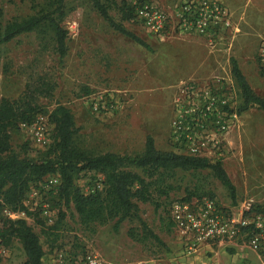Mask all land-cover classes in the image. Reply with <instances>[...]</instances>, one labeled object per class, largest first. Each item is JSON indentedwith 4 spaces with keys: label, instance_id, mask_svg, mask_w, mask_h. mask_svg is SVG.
Returning <instances> with one entry per match:
<instances>
[{
    "label": "rangeland",
    "instance_id": "1",
    "mask_svg": "<svg viewBox=\"0 0 264 264\" xmlns=\"http://www.w3.org/2000/svg\"><path fill=\"white\" fill-rule=\"evenodd\" d=\"M113 1L117 7L122 2L136 7L144 2L166 5L174 0ZM223 1L229 5L227 7L239 28L232 41L229 38L219 39L211 50L198 37L178 39L167 35L158 38L130 21L123 23L125 29L148 45L149 50H146L110 30L86 0H65L66 13L61 21V26L67 31L65 56L59 61L50 42L35 33L19 35L0 45V99H16L37 72L46 71L53 77L55 88L51 99L40 100L42 110L39 115L46 117L56 104L68 108L75 126L79 128L75 142L87 153L138 154L142 151L146 135H157L160 139L158 144H162V136H165L163 149H168L171 89L175 83L187 79L177 77L175 73L169 74L172 62L167 51L173 44L192 46L191 61L201 60L203 71L209 69L210 64L215 65L212 76L197 82L203 84L215 77L222 78L225 84L229 83L233 88L236 109L240 104V95L230 76L229 58L234 59L252 91L264 100V68L260 66L259 53L264 41L258 35H255L256 40L252 38L253 41L244 36L245 33H253L252 26L257 20L254 16L247 18L245 13L243 15L242 7H235L245 0ZM42 3L43 0H0L1 20L8 22L25 18L42 8ZM108 13L116 22L119 21L116 7H110ZM112 89L126 91L127 99L119 100L115 112L90 114L83 100L98 94L106 97ZM85 90L88 95H84ZM26 137L18 128L11 131V152L20 158H40L42 152ZM212 152L210 160L220 161L233 186L234 200L207 170H177L166 182L170 190L165 196L153 194L150 203L136 202V215L144 227L137 218H130L121 222L115 230L112 228L113 221L89 229L77 223L71 206L65 209L61 204L56 206L50 202L49 212L54 221L59 209L64 212L58 238L50 250L40 234L41 226L47 225L35 212L28 209L31 214H23L18 219H23L38 236L43 250L41 264H57L58 254L72 257L85 251L97 253L103 264H264V253L248 249L243 245V238L233 246L216 247L220 248L217 254L201 253L190 260L186 259L192 257L183 259L180 255V244L169 226L166 208L172 200L184 197L187 190L210 193L226 211H233L241 202L249 201L253 206L264 201V113L255 107L239 113L237 127ZM101 181L100 175L85 172L74 183L83 194H88L94 188H99ZM38 189L37 185L31 190ZM46 194L44 198L48 199ZM3 212L0 219L4 216ZM145 231L154 234L163 246L149 237L144 239L142 236V240L134 241L129 236V233L145 235ZM24 259L16 240H11L7 246L0 243V264H22Z\"/></svg>",
    "mask_w": 264,
    "mask_h": 264
},
{
    "label": "trees",
    "instance_id": "2",
    "mask_svg": "<svg viewBox=\"0 0 264 264\" xmlns=\"http://www.w3.org/2000/svg\"><path fill=\"white\" fill-rule=\"evenodd\" d=\"M86 1L110 30L149 50L145 42L123 26V23L130 21L141 28L134 18L135 5L122 2L117 7L113 0ZM112 6L118 11L117 22L108 13ZM65 10V0H43L42 8L25 18L3 22L0 13V45L19 35L35 33L50 42L53 53L61 61L67 50V31L61 26ZM229 65L230 76L240 95V104L236 112L239 114L250 107H255L264 113V100L252 91L233 58H229ZM37 73L25 84L19 97L14 100L0 99V213L7 211L30 215L22 202L27 193L48 176H57L59 184L54 193L47 192L48 199L44 198V193L40 195V200L56 206L61 204L65 209L71 206L77 223L89 229L113 221L112 228L115 230L124 220L138 219L136 202L150 203L153 194L165 196L170 190V185L166 182L177 170L182 172L207 170L229 192L230 199L234 200L233 186L219 160L211 161L203 157L174 153L169 143L168 149L158 150L149 135L145 136L142 151L138 154L87 153L75 142L79 128L75 126L71 111L60 104H56L46 115L49 144L45 149L36 147L42 152V156L37 159L18 157L10 149V132L20 129L21 123L32 122L34 117L41 113L40 100L51 99L55 88L54 79L49 72ZM84 95H88L86 90ZM87 108L89 109L88 106ZM88 112L93 114L90 109ZM26 139L32 144L28 137ZM85 172H93L102 177L100 187L94 188L88 194H83L74 183L78 176ZM191 199L215 201L210 193L200 194L196 189L187 190L184 197L172 201ZM215 203L218 204L216 201ZM169 204L166 208L167 218ZM252 211L264 217V201L253 205ZM33 212L38 216L37 211ZM56 216L52 225L41 226L40 231L50 250L58 238L64 212L59 209ZM138 221L140 222L139 219ZM140 224L144 227L143 223ZM129 236L134 241L149 237L163 246L149 231H145V235L136 236L129 233ZM13 239L19 243L24 255L22 264H41L43 250L38 236L23 219L10 220L3 216L0 219V243L7 246Z\"/></svg>",
    "mask_w": 264,
    "mask_h": 264
},
{
    "label": "built area",
    "instance_id": "3",
    "mask_svg": "<svg viewBox=\"0 0 264 264\" xmlns=\"http://www.w3.org/2000/svg\"><path fill=\"white\" fill-rule=\"evenodd\" d=\"M134 18L150 35L178 39L198 37L211 50L217 40L229 38L232 41L239 32L231 10L218 0H174L166 5L144 2L135 7ZM259 53L260 66L264 68V44ZM171 90L167 140L172 152L210 160L213 149L239 121L233 88L222 78L215 77L203 84L183 79ZM126 93L112 89L106 97L89 96L84 102L94 115H103L117 110L119 100L127 99ZM19 128L35 147L48 146L46 117L36 115L32 122L19 124ZM58 184L57 176H48L38 185L39 189L30 190L22 202L26 209L37 211L47 226L52 225L53 217L40 195L41 192L54 193ZM3 213L10 220L23 215ZM168 219L174 238L180 244L181 256L191 257L203 248L233 246L242 238L248 249L264 252V217L252 211L249 201L239 203L233 211H226L211 199L176 200L168 206ZM57 259V264H103L93 251L72 257L58 254Z\"/></svg>",
    "mask_w": 264,
    "mask_h": 264
},
{
    "label": "crops",
    "instance_id": "4",
    "mask_svg": "<svg viewBox=\"0 0 264 264\" xmlns=\"http://www.w3.org/2000/svg\"><path fill=\"white\" fill-rule=\"evenodd\" d=\"M218 1L222 2L224 5L229 7V5L225 1H223V0H218ZM235 7L236 8L242 7V9H243L242 14L243 15L245 13L247 18H248V16H252V18L254 16V19L257 20V22L252 26L253 33H251V34L245 33L244 34V36H246L245 38L247 40H252V38H254L256 40L255 35H258L260 37V39L262 41H264L263 40V38H264V0H245V2H243L240 5H235ZM242 23H243V21H242ZM259 51H260V49H259ZM167 52L170 55V57H171L170 60L172 62L171 65L169 66V69L171 70V73H169V74H171V75H172V73H175L177 77L179 76L181 78L193 79L195 81H198V80L203 81V80L207 79L208 77L212 76L213 71L216 70L215 65L210 64L211 69L209 68L206 71H203L202 68H204V67L202 65L203 62L201 60L200 61H196V60L191 61L193 59V56L191 58V55L193 54V47L190 46L189 44H185V43L173 44L168 49ZM185 63H187L186 66H185ZM149 136L152 138L154 146L156 149L162 150V151L166 150V149H163L165 147V136H162V138H164L162 140V144H158L160 139L157 135H155V136L149 135ZM157 145H159L160 147H158ZM219 249L220 248H211V249L203 248L199 253H197L196 255H193L194 257L191 256L192 258H189L186 260L193 259L201 253H203V254H214V253L217 254ZM182 258L185 259L186 257L183 256ZM212 259H213V256H212Z\"/></svg>",
    "mask_w": 264,
    "mask_h": 264
}]
</instances>
